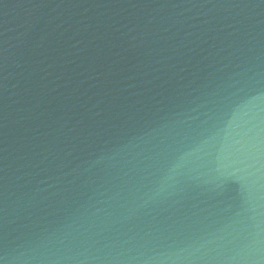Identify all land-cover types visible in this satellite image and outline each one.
<instances>
[{
	"label": "water",
	"instance_id": "1",
	"mask_svg": "<svg viewBox=\"0 0 264 264\" xmlns=\"http://www.w3.org/2000/svg\"><path fill=\"white\" fill-rule=\"evenodd\" d=\"M0 264H264V0H0Z\"/></svg>",
	"mask_w": 264,
	"mask_h": 264
}]
</instances>
